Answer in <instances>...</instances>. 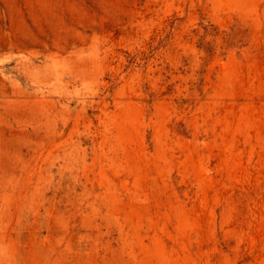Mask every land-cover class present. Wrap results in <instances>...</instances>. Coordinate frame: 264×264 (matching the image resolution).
Wrapping results in <instances>:
<instances>
[{
  "label": "rangeland",
  "instance_id": "rangeland-1",
  "mask_svg": "<svg viewBox=\"0 0 264 264\" xmlns=\"http://www.w3.org/2000/svg\"><path fill=\"white\" fill-rule=\"evenodd\" d=\"M0 264H264V0H0Z\"/></svg>",
  "mask_w": 264,
  "mask_h": 264
}]
</instances>
